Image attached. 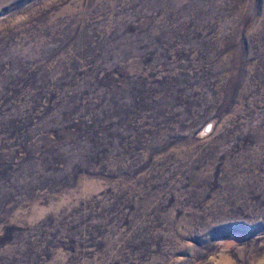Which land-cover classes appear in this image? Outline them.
Returning <instances> with one entry per match:
<instances>
[{
  "label": "rangeland",
  "instance_id": "obj_1",
  "mask_svg": "<svg viewBox=\"0 0 264 264\" xmlns=\"http://www.w3.org/2000/svg\"><path fill=\"white\" fill-rule=\"evenodd\" d=\"M0 264H264V0H0Z\"/></svg>",
  "mask_w": 264,
  "mask_h": 264
}]
</instances>
